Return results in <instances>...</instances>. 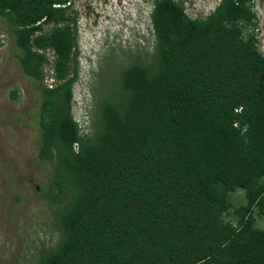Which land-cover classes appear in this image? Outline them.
I'll return each mask as SVG.
<instances>
[{
  "label": "trees",
  "instance_id": "1",
  "mask_svg": "<svg viewBox=\"0 0 264 264\" xmlns=\"http://www.w3.org/2000/svg\"><path fill=\"white\" fill-rule=\"evenodd\" d=\"M70 3L0 0L41 95L37 158L51 164L44 194L56 240L33 264H264L252 215L264 214V55L244 33L252 0H218L192 18L181 0H152L149 61L136 55L116 69V92L96 101L90 133L71 115ZM46 49L52 87L42 83ZM237 185L244 203L233 206ZM226 205L234 221L221 218Z\"/></svg>",
  "mask_w": 264,
  "mask_h": 264
},
{
  "label": "rangeland",
  "instance_id": "2",
  "mask_svg": "<svg viewBox=\"0 0 264 264\" xmlns=\"http://www.w3.org/2000/svg\"><path fill=\"white\" fill-rule=\"evenodd\" d=\"M152 0H71L76 15L77 79L72 86L71 115L81 131L90 133L96 101L116 92V70L132 56L149 61L153 34L149 19ZM189 17L208 14L218 0H181ZM254 25L244 30L255 38L256 50L264 55V0H252ZM50 24L39 32H47ZM10 25L0 16V264H33L41 248L51 247L56 232L51 225L53 205L44 192L51 177V164L37 158L39 102L35 83L20 67ZM51 61L44 63L42 83L55 84ZM91 62V63H89ZM108 73V74H107ZM118 75V74H117ZM115 76V77H114ZM101 81L97 83V78ZM103 77V78H102ZM15 91L13 98L10 92ZM88 103L80 119V100ZM229 193L233 206L244 203V190ZM254 226L264 228V214L252 209ZM221 218L234 221L236 212L225 206Z\"/></svg>",
  "mask_w": 264,
  "mask_h": 264
},
{
  "label": "clouds",
  "instance_id": "3",
  "mask_svg": "<svg viewBox=\"0 0 264 264\" xmlns=\"http://www.w3.org/2000/svg\"><path fill=\"white\" fill-rule=\"evenodd\" d=\"M89 63H91V62H89ZM80 101L83 102V103H80V110H81V112H80V119L83 121L85 119V115H86L85 108L87 107V104L88 103H86L83 100V98Z\"/></svg>",
  "mask_w": 264,
  "mask_h": 264
}]
</instances>
